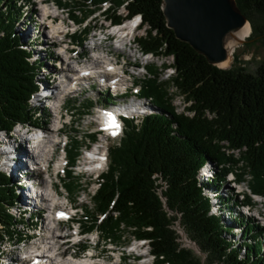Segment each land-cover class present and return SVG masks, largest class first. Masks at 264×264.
I'll use <instances>...</instances> for the list:
<instances>
[{"label": "trees", "instance_id": "obj_1", "mask_svg": "<svg viewBox=\"0 0 264 264\" xmlns=\"http://www.w3.org/2000/svg\"><path fill=\"white\" fill-rule=\"evenodd\" d=\"M19 2L0 1V132H9L16 123L44 124L29 107L44 62L32 60L27 48L31 44H22L15 30V23L26 18L16 6ZM57 2L80 26L94 12L83 10L89 3L97 8L106 3L102 16L113 24L139 15L144 32L134 37L136 45L145 54L172 59L166 65L173 69L168 80L156 83V73L149 68L154 77L136 83L137 97L149 101L141 104L139 99L140 110L146 112L123 118L120 144L108 147L107 170L99 175L91 197L92 219L85 231H97L108 240L120 241L125 235L146 240L153 264H264V228L239 211V195L224 187L228 172L237 181L247 175L251 193L264 197V58L253 72L209 64L166 26L161 0ZM235 2L251 25L250 39L264 45V0ZM122 7L125 13L119 12ZM91 28L84 25L82 36L72 38L78 37L75 42L81 45ZM166 86L189 103L191 116L175 112ZM107 99L112 105L118 101L110 95ZM87 135L95 140L94 134ZM67 154L74 163L78 147H70ZM206 167L212 178L201 179ZM66 173L70 179L72 172ZM16 188L14 180L0 172V242L13 238L20 221L24 223L10 212L18 199ZM251 200L247 193L242 202ZM175 220L204 259L179 247ZM240 228V242L227 239L226 234Z\"/></svg>", "mask_w": 264, "mask_h": 264}, {"label": "rangeland", "instance_id": "obj_2", "mask_svg": "<svg viewBox=\"0 0 264 264\" xmlns=\"http://www.w3.org/2000/svg\"><path fill=\"white\" fill-rule=\"evenodd\" d=\"M2 3L7 2L8 0H0ZM20 5L17 3V7H19V10L22 12L26 13V19H20L18 23H15V30L18 32L17 34L19 35V39L22 42V44H31V46H27V48L32 50V60L34 61L36 58L39 60H42L45 67L40 70V72L37 74V81H42L44 80L45 74H47L49 71H53L56 68L57 64H54L53 59L55 58L57 53L59 52L60 47H68L69 49L72 47H75L73 50L72 55H76L77 52L81 51L84 54H89L90 53V46L96 45L98 46V50H103L105 52H112L114 53L113 50L120 49L122 50L121 53L118 54L117 56V63L119 64V67L122 69H127L126 72L129 74V76H125L127 78V84L130 85L131 83L134 84L138 83L139 81L142 80H147L151 79L154 77L152 72L149 70V68L153 71H155L157 78L156 83L163 82L168 80L173 72V69L171 67H168L169 63H171L172 59L171 57H157L154 55H148L145 56L144 53L140 50V48L136 45L135 41L132 40L135 36H140L143 34L144 28H138L135 29L133 32H129L126 36H123V33L120 32L119 28L131 25L130 22L124 21L122 22L119 26H114L111 22L108 20H105L102 16V12L105 7H107V4L105 3L101 8H97V6H93L91 3H89V8L83 7V10L87 9H94V12L86 18V20L82 23L80 26L78 23L75 21H71L67 15V10H64L63 12L60 10L61 6L58 4L57 0H46V4H39V0H19ZM46 5L47 7H50L51 11V17L53 18L54 15L57 16L58 22L65 21V26L64 30H67L68 33L65 37L64 42L65 43H60V39L65 36V34L61 35H55L53 38H47L44 34V31L46 33H49L48 31L51 29L49 21L51 19H41L40 15L42 13V6ZM56 5L59 6V9L56 8ZM53 11V12H52ZM120 13H125V10L123 8L119 9ZM53 13V14H52ZM78 18L81 17L82 11L77 12ZM54 20V18H53ZM55 23L57 21H54ZM90 25L91 27L96 28L97 30L93 32V28H91L90 33L88 36L85 38L86 40L81 44L82 46H77L76 44V38L78 37H73V35H79L82 36V33L79 34V32L82 30L84 25ZM99 28H104V32L102 35L98 33ZM94 33H97V37L92 40V35ZM100 35V36H99ZM28 37V38H27ZM29 40V41H28ZM132 42V44H131ZM67 43V44H66ZM34 44H38V46H35ZM131 44V45H130ZM264 58V45L261 43L251 40L250 37H248L242 44H239L238 47L236 48L233 56L231 63L229 67L227 68H222V69H231V68H238L242 67L243 69L253 72L257 66V64ZM87 60L86 58L80 60V61H85ZM79 61V62H80ZM141 64L144 67L140 69H134V65ZM76 65V64H74ZM52 74V73H50ZM53 80H49L48 83H52ZM58 84L59 82H54V84ZM53 84V86H54ZM88 84V83H87ZM87 84L83 83L81 88L83 90L77 92V93H69L68 95L65 96V100L63 101V106L62 110L63 112H66L67 115L66 117L63 118V122H67L68 119H70V122L67 124L63 125V131L58 135V137L61 139L59 144L55 146V152H54V161L56 162L61 155H64L67 159L69 160L67 151L69 150L70 147L74 145H78L79 149V154L75 156L76 160H79V162H76L74 159V163L77 164L81 167H77V172L74 174H70V179H65L61 180L63 177L62 174H57L55 173V168L53 167L51 169L52 174H53V179H54V189L59 192L61 195V198H65L69 201V204L72 205V211L70 215L75 217V222L73 225L70 226L69 223H67V227L65 224L62 226V230L69 235H75V231L79 227L81 231H85L89 227V221L92 219V212H93V202L91 200L90 193L93 192L94 187H96L95 179H96V172H92V166L90 162L86 159H82V150L85 149V146L89 144L88 146L90 147H95L97 144L90 145L91 139H89L86 135L88 133L90 134H95L93 132L94 129L99 128L98 120L94 115H89L92 113H95V110L91 109L89 110V114L87 116L83 115L87 110L89 109V106H91V102L97 100L101 104H107V95L108 90L98 86V85H93L90 88H87ZM166 91H167V96L170 98V104L174 107V110L177 114L180 113H185L189 116L192 115L191 112H188L186 109V106L189 104L187 102L183 101V98L181 95L177 93V91L170 86H166ZM112 94L110 95V97ZM132 93H128L127 96L121 97L120 99H117L116 97H113L114 99L118 100L116 104H114L112 109L119 110L123 113L126 112V115H130L131 112H127L129 108L134 111L140 104L135 102L136 100L133 99ZM138 101L140 98L134 97ZM31 99V97H30ZM106 99V100H105ZM71 100V101H70ZM141 100V99H140ZM52 101L46 102L48 105L50 103L52 104ZM144 104H147L149 101H143ZM30 104V102H29ZM45 105V103H43ZM136 104V105H135ZM34 106V104H30ZM36 105V103H35ZM135 105V106H134ZM68 106V107H67ZM121 106V107H120ZM71 107V108H70ZM135 107V108H133ZM147 108V107H146ZM148 109V108H147ZM93 110V111H91ZM50 112V111H49ZM83 112V113H82ZM116 112V111H115ZM133 114V112H132ZM94 117V118H93ZM51 118V112L49 116V120ZM52 125V124H51ZM51 125H48V127H51ZM125 126L122 128L124 130ZM100 129V128H99ZM120 132V129L118 133ZM123 135V131L120 132V135H114L110 137H106V146H112V145H119L120 144V139ZM104 134H95L96 140L101 139L104 140ZM3 137L0 134V139ZM66 137L68 140V143L66 145H63V139ZM9 138V137H8ZM75 139L78 141V144L75 143ZM12 140V139H11ZM2 148V145H0ZM67 147V148H66ZM59 157V158H57ZM2 160V157L0 158V162ZM3 161V160H2ZM88 162V163H87ZM74 163L69 164L72 165ZM3 163L0 164V172H3L5 167L2 166ZM55 163H53L54 166ZM82 168L83 172H79ZM3 169V170H2ZM206 172V171H205ZM211 173V171H208ZM67 173L65 174V177ZM200 174L199 177H201ZM234 175V173H233ZM56 176V177H55ZM62 176V177H61ZM204 176V175H203ZM211 176V175H209ZM55 177V178H54ZM205 177V176H204ZM229 177V176H228ZM234 177H236L234 175ZM244 178V183L238 184V187L236 186L234 189V193H236L239 189H243L244 192H247L251 195V191L248 187V176L243 175L241 176ZM60 178V179H59ZM201 179H203L201 177ZM56 180V181H55ZM224 187L226 188H231L233 187V183L230 182H225ZM19 186V185H17ZM223 187V188H224ZM92 191V192H91ZM223 195H225V191L223 190ZM253 197V196H252ZM239 198H242L239 197ZM254 199V207L255 209L259 212L260 214V220L259 224L264 221V198H260L258 196L253 197ZM216 209V208H215ZM213 208V213H218ZM84 211V212H83ZM47 211H44L43 214L42 212L39 213L38 220H40V215H42L43 220L46 217ZM27 217H29L27 215ZM34 221L36 224V219H33L29 221L30 222ZM78 221L79 223H77ZM32 223V224H34ZM37 225L40 224L39 221H37ZM85 224V225H84ZM46 224H44V229H37L33 231L32 228L29 230L21 231L22 225L19 226V231L15 229V234L13 235L14 239H23L25 238V234L28 232L27 235L32 234L33 232H43V236H45L46 233ZM71 227V229H69ZM85 228V229H84ZM172 228L175 230L177 234V242L180 244V248L187 249L191 252V254L195 255L196 257H201L202 259L205 258V256L201 253L199 250L198 246L191 241L186 233L183 231L181 228L179 221L175 220L172 223ZM83 229V230H82ZM242 228L240 230H235L234 234H226L227 239L232 240L234 243L240 242L242 237L240 236ZM70 231V232H69ZM25 235V236H24ZM125 238H121L120 241L115 240L114 238L112 240L106 239L105 235L97 233L95 231L92 232V234L89 235V238L92 239L88 243L84 244V247H88L85 249L83 252L86 254L88 251H90L92 254H94L97 259L102 260L104 264H148L151 262L153 259L152 257L149 258L148 253V245L146 242H140L138 240H135L129 235H125ZM13 238L5 237L6 240L10 239L12 240ZM84 240L86 238L85 235H81L78 237V239ZM99 238L98 244L93 247L92 243L94 242V239ZM40 238H36V240H39ZM36 240L29 239V241L26 243L28 244L29 242H34ZM10 242H7L3 244L4 251H10L12 252V255L18 256L20 255V249L17 247L18 245L12 244L11 247L8 245ZM146 243V244H145ZM264 243V241H262ZM25 244V245H26ZM25 245H22L20 247H24ZM7 246V247H6ZM14 251V252H13ZM17 251V252H16ZM19 252V253H18ZM14 253V254H13ZM134 258L139 259L138 261H135ZM135 261V262H134ZM2 264V263H1Z\"/></svg>", "mask_w": 264, "mask_h": 264}, {"label": "bare ground", "instance_id": "obj_3", "mask_svg": "<svg viewBox=\"0 0 264 264\" xmlns=\"http://www.w3.org/2000/svg\"><path fill=\"white\" fill-rule=\"evenodd\" d=\"M41 10H42V13L40 15L41 19H44L46 16H48V19L52 18L51 17L52 15L50 14L51 13L50 7L44 5L42 6ZM53 18L52 21H49L48 23L50 24V28H51L48 31L49 33H46V31H44V34L47 38H53L55 35L65 34V30H64V28H66L65 21L59 23L58 22L59 20L56 15H54ZM54 21L57 22L54 23ZM125 21L130 22L131 25H129V27L124 26L119 28L120 29L119 31L123 33L122 37H124V35L126 36L129 32H133L135 29L140 28L141 26V18L139 15L127 19ZM119 25L120 24H115L114 26H119ZM250 35H251V25L249 22H247L236 33V37L228 42L227 44L228 58L226 61L219 64L220 67L222 68L229 67L232 60V56L236 48L238 47L240 42L245 41ZM65 37L66 35L64 36V38ZM132 40H134V38ZM94 42H93L94 45H91L89 48L90 50L89 58H87V60L85 61H80V62L78 61V58L80 57L81 51L77 52L76 55L70 54V56H68L67 54L68 51L66 49L67 48L66 46L59 48L58 53L60 52L62 53L64 51L66 55L63 56L65 57V59H67L66 62L64 61L62 68L64 69L66 68V70H73L76 67L77 69L74 73V78L69 83L63 85L60 81H57V79H53L52 83H48L49 80L52 78V77H48V75H45L44 80H42V82L40 83V85L41 84L49 85V87H51L50 90H52L53 92V98L50 99V101L51 100L53 101L52 104L50 103V105H48V109H47L48 115H46V118L48 120L47 125L52 124L51 127H49V129L47 130V136L45 138L37 137L33 140L32 143L30 142V140L25 142L21 141L20 138H23V135L25 134L26 130L29 128V125H23L18 123L14 125L13 128L11 129L10 131L11 138L7 141V143L0 144L2 145V148L0 147V158L2 157L3 160V161L1 160L0 164L3 163L2 164L3 167L5 164H8L7 168L14 173L15 182L17 185H19L17 186L18 189L17 191L19 192L20 197L19 198L17 197L18 199L15 203V206L10 210V212L15 216L16 219H21V218L24 219V223H21L23 222L21 220L20 223L18 224L19 226L22 225L21 231L22 229L23 231L25 230L27 231L30 228H32L33 231H35L37 227L38 229L43 230L44 224H46L47 226L45 236L43 237H41L43 235V232H35V233L33 232L32 234L29 235H27L28 234L27 232L25 234L26 236L24 235L25 238L21 240L20 239L17 240L16 238L10 240L11 239L10 238L8 240L5 239V241L0 242V264L1 263L2 264H104L102 260L97 259V257L94 254H92L90 251H88L86 254L83 253L85 252L84 250L88 248L86 246L84 247V244L85 243L89 244V241L92 240L89 238V233L82 234L81 233L82 231L79 227L75 231V235L70 234L71 233L70 231H69L70 232L69 235H67L62 230L63 228L62 226L64 224L67 227L68 225L67 223H69V220L67 222H62L58 218L67 217L71 213L73 207L71 204H69V201L67 199L63 197L61 198L59 192L54 189L55 184H54V179L52 178L53 174L51 171V169L54 167L55 173L57 174L64 173V175L62 174L63 177L61 176L62 177L61 180L62 179L65 180L67 179L65 177L66 171H71L72 174H74L75 172H77V167L78 168L81 167L78 165V163L68 165V161L64 155H61L60 158L57 157L59 159L56 162L54 161L55 146L59 144V141H58V135L56 134V132L52 131L51 129H54L57 125H59L60 121L63 122V118L66 117L67 115L66 112L58 111V109L61 108L63 105V101L65 100L66 94L77 93L83 90L79 86L83 83H88V85L90 86L91 83H94L96 81L95 76L97 75V73L100 72H106L105 74H99V76L101 77L106 78L111 76L106 80L108 79L112 80L111 84L114 88L124 87L128 83L125 75L121 74L122 73L120 71L121 67H119V64L116 61L118 54L121 53L122 50L120 49L113 50L114 53L110 51L105 52L103 50H98L99 45H96V43ZM26 45L29 44H25V46ZM144 55L148 56L151 54H145L144 52ZM133 67L134 69L138 70L144 66L141 64L139 65L135 64ZM55 71L56 69H54L53 71H49V74ZM54 82H59V85L56 83L54 84ZM38 100H39V95H37L36 97H31V99L29 100L30 104H34V106L29 104V107L32 111H35L36 107L38 106ZM141 104H144V102H142ZM139 106L136 109H134V111L129 110L128 112H131V114L127 116L129 118H133L136 117L138 114H141L142 112H146L140 110L141 108ZM91 109L95 110V113L89 114L90 108L85 113L83 112L82 113L85 116H87L88 114L94 115L98 120V124L100 128L101 124L102 125L105 124V123L103 124L102 122L103 116L99 114L97 108H91ZM49 111L51 112L50 120H49V116H50ZM35 115L38 116L37 113H35ZM118 127L119 126L116 123L113 126H110L109 128L106 127V130L97 131L99 128L94 129L93 132H95V134L105 135L104 140L101 139L96 140L95 138V140L89 142L90 145L97 144L95 145V147H91V146L89 147L88 146L89 144H87L85 146V149L82 150V154H81L82 159L83 160L87 159L92 166L91 171L96 172L95 173L96 179L94 183L96 184V187H94L93 192L91 191L92 192L90 193L91 197L92 195H94V193L99 187V183H98L99 175L105 171V165H104L105 151L108 149V146H106L107 143L105 142L106 141L105 138L114 135L118 131ZM123 127H124V122H121L120 130H122ZM76 162H79V160H76ZM53 163H55L54 166ZM208 171H211L208 169V167L203 168V170L201 171V174L205 176V177L203 176L204 179H207L209 177L212 178V174H211L212 171L211 173ZM79 172H83L82 168L78 170V173ZM226 177L228 182L233 183V187H231L232 189H235L236 186L238 187V184L244 183V181L240 183L234 181L233 173H230ZM236 193L239 194V197L241 196L243 197L245 194H247V192H244L243 189H239ZM251 196L253 197L258 196L260 198H264L261 195H254L253 193H251ZM252 202L254 203V200H252ZM44 211H47L45 219L43 220L42 215H40V220H38L39 213L42 212L43 214ZM27 215L29 217H27ZM33 219H36V224L34 223V221L30 222L31 224H29V221ZM37 221L40 222L39 225H37L38 224ZM69 229H71V227ZM81 235L82 236L85 235L86 238L84 240L80 238L78 239V237ZM36 238H40V239L36 240ZM29 239L32 240L34 239L36 241L29 242L28 244H26L29 241ZM6 241L10 242L8 244L10 247L12 244L18 245L17 247L21 250L20 255L15 256L12 255L11 254L12 252L10 251H4L3 244L6 243ZM138 241L147 243L146 240H138ZM95 243H96V239H94L92 245L94 246ZM22 245L25 246L20 247ZM36 256L38 257L36 258L37 259L36 261L33 260L31 262L29 260V257H36Z\"/></svg>", "mask_w": 264, "mask_h": 264}, {"label": "water", "instance_id": "obj_4", "mask_svg": "<svg viewBox=\"0 0 264 264\" xmlns=\"http://www.w3.org/2000/svg\"><path fill=\"white\" fill-rule=\"evenodd\" d=\"M161 10L175 37L219 68L228 42L249 22L235 0H161Z\"/></svg>", "mask_w": 264, "mask_h": 264}, {"label": "built area", "instance_id": "obj_5", "mask_svg": "<svg viewBox=\"0 0 264 264\" xmlns=\"http://www.w3.org/2000/svg\"><path fill=\"white\" fill-rule=\"evenodd\" d=\"M135 122H137V120H135ZM122 131L123 130H120V132H122ZM120 132L118 133V135H120ZM107 155H108V149L105 151V160H104L105 171L107 170Z\"/></svg>", "mask_w": 264, "mask_h": 264}, {"label": "snow or ice", "instance_id": "obj_6", "mask_svg": "<svg viewBox=\"0 0 264 264\" xmlns=\"http://www.w3.org/2000/svg\"><path fill=\"white\" fill-rule=\"evenodd\" d=\"M112 122H113V124H115V120H114V118H113V121H112Z\"/></svg>", "mask_w": 264, "mask_h": 264}]
</instances>
